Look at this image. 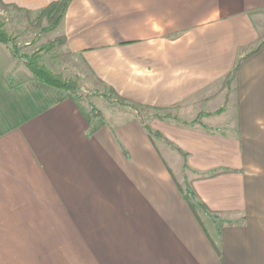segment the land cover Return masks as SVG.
I'll return each mask as SVG.
<instances>
[{
  "label": "crops",
  "instance_id": "0c3cea01",
  "mask_svg": "<svg viewBox=\"0 0 264 264\" xmlns=\"http://www.w3.org/2000/svg\"><path fill=\"white\" fill-rule=\"evenodd\" d=\"M56 30L185 120L153 122L172 146L133 111L94 117L0 42V264H264V0H71Z\"/></svg>",
  "mask_w": 264,
  "mask_h": 264
},
{
  "label": "rangeland",
  "instance_id": "374dc122",
  "mask_svg": "<svg viewBox=\"0 0 264 264\" xmlns=\"http://www.w3.org/2000/svg\"><path fill=\"white\" fill-rule=\"evenodd\" d=\"M31 9L32 11H25L19 7L4 5L0 0V22L7 29L9 34H11L22 51L30 54H37L40 62L48 64L54 71L61 73L63 78L75 83L79 93L81 94L79 99L88 108L89 112V101L93 103L95 110L99 108L98 111L102 113L105 112L107 115L106 117L109 119H113L111 114L117 110L118 106L121 107L124 112L133 111L135 114L139 112L138 115L144 120V122H146L150 129L158 131L161 138H163L168 145H174L162 131L153 127V122L173 119L177 121H184L185 119L179 116L181 106L180 102L175 101L169 104V106H159L157 104L140 102L129 98L128 96L119 93L114 85L101 79L95 72L90 71L87 67L74 62L72 57L66 55L67 52L64 51V47L62 45L63 43L57 42L50 46L49 49L43 48L42 44L47 41H53L54 38L60 34H58V30H56L57 27L53 29L44 28L43 24L45 23V20L41 24H37V21H34L36 16L34 15V11L36 9ZM109 86H113L120 95L126 97L125 100L111 92ZM121 102H125V104H120ZM137 107H139V111L136 110ZM198 108L199 106L197 105L193 109L194 112H196L195 110ZM90 114L92 116L95 115L93 112H90ZM105 114H103L104 117ZM219 117H217L216 120H218ZM196 118H198V116L193 118L191 121H194ZM175 147L177 148V146ZM161 150H163L167 159H169L168 152H171L170 154H176L174 151L164 146L161 147ZM169 161L175 167L176 163L172 162L170 159ZM178 170V180L181 182L183 188L186 189L187 184L190 183L188 181V177L184 174L185 170L183 168H179ZM208 219L205 218L206 226L208 227L210 233H213L209 222L211 219ZM212 219H214V217Z\"/></svg>",
  "mask_w": 264,
  "mask_h": 264
},
{
  "label": "trees",
  "instance_id": "16d2710c",
  "mask_svg": "<svg viewBox=\"0 0 264 264\" xmlns=\"http://www.w3.org/2000/svg\"><path fill=\"white\" fill-rule=\"evenodd\" d=\"M1 1L3 2L4 5H11L13 7L22 8L25 11H32L31 8H28L25 6H19L16 3H6L3 0ZM70 1L71 0H51L48 4L40 8H37L34 11V15H36L34 18V21H37L36 22L37 24H41L45 20V23L43 24L44 28H47V29L56 28L58 24L61 22L62 18L64 17ZM64 41L65 40L61 35H57L53 41H47L46 43L42 44L43 45L42 47L49 49L50 46L54 45L55 43L57 42L64 43ZM0 42L5 43L8 46L9 50L15 56H17V58L31 70L32 74L36 78L69 91L71 95L73 96V98L79 99L81 97V94L79 93V90L77 86L75 85V83L63 78L61 73L54 71L48 64L40 62L37 54L35 53L30 54V53H26L22 51L18 47L16 41L11 36V34H9L7 29L1 24V22H0ZM258 47L256 46L255 49H257ZM239 64H240V60L236 63V65L232 69V74L236 73L237 68L239 67ZM109 89L111 90V92L116 94L118 97L125 100L126 97L120 95L113 86H109ZM120 104H125V102H121ZM88 106H89L90 112L91 113L93 112L95 114L94 117L103 116V113L98 111L99 108L95 110V107L91 101H89ZM138 109L139 107H137L136 110ZM138 114L139 112L136 113L137 117L143 121L144 127L146 128L150 136L152 135L161 136L158 131L150 129L148 125L146 124V122H144V120ZM181 191L184 193V198L188 201L192 210H194L196 214H197L196 205L195 203H193V201L190 200V198L194 200L195 202H198L200 205H202V207L206 209V211L209 212V208L206 206L204 202L199 200L198 196L194 192L193 187L190 183L187 184L186 189L182 188ZM211 216L214 217L215 220L219 219V217L214 214H211ZM223 221L231 222V220H227V219H223ZM218 233H219V228H218ZM213 245L217 253H220L218 246L214 242H213Z\"/></svg>",
  "mask_w": 264,
  "mask_h": 264
}]
</instances>
